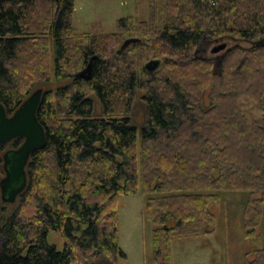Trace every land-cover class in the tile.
<instances>
[{"label": "trees", "instance_id": "obj_1", "mask_svg": "<svg viewBox=\"0 0 264 264\" xmlns=\"http://www.w3.org/2000/svg\"><path fill=\"white\" fill-rule=\"evenodd\" d=\"M75 2L0 0V100L7 112L37 84L74 77L43 93L37 115L46 144L30 158L19 205L7 215L0 208V264H97L101 256L115 264L126 255L117 198L139 187L156 225L154 264H173V238L214 231L211 205L221 203L214 191H248L244 236L258 235L264 44L252 43L264 40V0H149L147 20L124 17L115 32H84L72 42ZM133 32L142 41L121 49ZM221 39L236 42L213 71L216 62L203 49ZM151 56L163 57L155 70L146 68ZM91 58V80L73 74ZM141 90L147 110L139 130L132 108ZM23 140L0 142V182L5 154ZM51 231L62 233L63 249L49 242ZM246 261L264 264V248Z\"/></svg>", "mask_w": 264, "mask_h": 264}, {"label": "rangeland", "instance_id": "obj_2", "mask_svg": "<svg viewBox=\"0 0 264 264\" xmlns=\"http://www.w3.org/2000/svg\"><path fill=\"white\" fill-rule=\"evenodd\" d=\"M149 15V0H76L69 37L74 42L84 32L112 33L117 31L118 20L121 18L140 17L147 20ZM138 35L136 32L129 33L122 43L127 38ZM235 42L232 41L230 45ZM207 46L204 56L214 59L217 53L212 52V49L217 43ZM153 58L163 57L151 56L149 60ZM86 65L87 63L81 64L73 74ZM218 68L219 66H213V71ZM73 80L74 77L61 80L53 78L49 82L37 84L33 91L38 88H42L44 92L55 90ZM144 94L143 90L139 91L132 108V123L139 130L146 123L147 104ZM209 95L208 87L203 91L205 107L210 105ZM90 96L95 100L96 115H101L103 110L97 95L92 92ZM214 192L221 196L220 204L211 205V210L216 216L214 231L202 236L173 238L171 240L173 264H246V260L251 261L255 258L258 249L264 248V214L257 229L258 235L251 238L244 236L243 210L249 192L225 190ZM148 197L149 195L144 194L139 187L136 193L121 194L117 198L119 246L126 255L118 256L115 264H154L153 231L156 225L144 212ZM19 202V196L13 202L3 200L0 202V208L5 207L7 215L19 205ZM2 238L0 235V241ZM48 240L58 249H63L64 237L60 231H51ZM97 264H111V260L101 256L97 259Z\"/></svg>", "mask_w": 264, "mask_h": 264}, {"label": "water", "instance_id": "obj_3", "mask_svg": "<svg viewBox=\"0 0 264 264\" xmlns=\"http://www.w3.org/2000/svg\"><path fill=\"white\" fill-rule=\"evenodd\" d=\"M140 37H129L121 45V49L127 48L132 43L140 42ZM264 44V40L253 41L252 45ZM227 47V42L215 46L212 51L219 52ZM230 50V47L227 49ZM226 53L222 55L221 62ZM96 56H93L95 58ZM93 58L87 65L76 73V76L85 80H91L94 77ZM161 63V59L153 58L146 63L150 70H155ZM43 89L38 88L15 110L9 114L5 105L0 100V142L8 144L16 138H23V143L12 151L5 154V176L0 185L2 199L13 202L27 185L26 168L32 154L45 146L46 129L38 118V109L40 107Z\"/></svg>", "mask_w": 264, "mask_h": 264}, {"label": "flooded vegetation", "instance_id": "obj_4", "mask_svg": "<svg viewBox=\"0 0 264 264\" xmlns=\"http://www.w3.org/2000/svg\"><path fill=\"white\" fill-rule=\"evenodd\" d=\"M226 42L225 41V39H221V40H216L215 42H211L210 44H212V43H217V45L218 44H220V43H224V42ZM229 41H228V44H227V47L224 49V50H221V51H219V52H221V54L219 55V52H216L217 54H216V56H214L215 58H214V60H215V62H216V66H218V64H220V62H221V57H222V55H223V53L225 52V50H227V48L229 47ZM207 48H208V46H206L204 49H203V53H205V52H207Z\"/></svg>", "mask_w": 264, "mask_h": 264}, {"label": "bare ground", "instance_id": "obj_5", "mask_svg": "<svg viewBox=\"0 0 264 264\" xmlns=\"http://www.w3.org/2000/svg\"><path fill=\"white\" fill-rule=\"evenodd\" d=\"M213 52V51H212ZM214 53H216V52H214ZM147 68V67H146ZM10 143V142H9Z\"/></svg>", "mask_w": 264, "mask_h": 264}, {"label": "crops", "instance_id": "obj_6", "mask_svg": "<svg viewBox=\"0 0 264 264\" xmlns=\"http://www.w3.org/2000/svg\"><path fill=\"white\" fill-rule=\"evenodd\" d=\"M213 206V205H212Z\"/></svg>", "mask_w": 264, "mask_h": 264}]
</instances>
